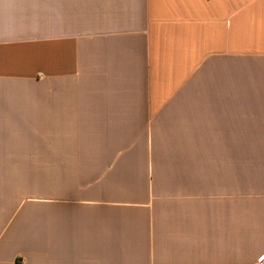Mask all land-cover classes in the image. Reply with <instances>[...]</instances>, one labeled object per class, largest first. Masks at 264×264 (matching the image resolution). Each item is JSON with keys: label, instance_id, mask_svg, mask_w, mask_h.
<instances>
[{"label": "crops", "instance_id": "1", "mask_svg": "<svg viewBox=\"0 0 264 264\" xmlns=\"http://www.w3.org/2000/svg\"><path fill=\"white\" fill-rule=\"evenodd\" d=\"M264 0H0V264H264Z\"/></svg>", "mask_w": 264, "mask_h": 264}, {"label": "built area", "instance_id": "2", "mask_svg": "<svg viewBox=\"0 0 264 264\" xmlns=\"http://www.w3.org/2000/svg\"><path fill=\"white\" fill-rule=\"evenodd\" d=\"M260 262L264 263V256L262 257V259H261V261H260Z\"/></svg>", "mask_w": 264, "mask_h": 264}]
</instances>
